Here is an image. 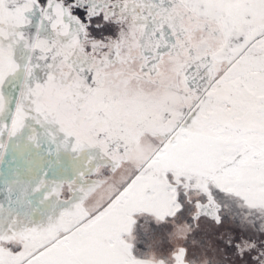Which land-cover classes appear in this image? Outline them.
Masks as SVG:
<instances>
[{"label":"snow or ice","instance_id":"6c2138e0","mask_svg":"<svg viewBox=\"0 0 264 264\" xmlns=\"http://www.w3.org/2000/svg\"><path fill=\"white\" fill-rule=\"evenodd\" d=\"M0 264H264V0H0Z\"/></svg>","mask_w":264,"mask_h":264}]
</instances>
